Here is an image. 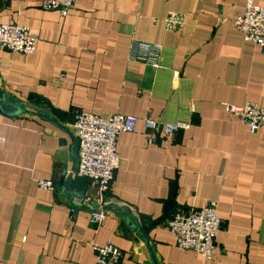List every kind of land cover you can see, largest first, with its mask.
I'll return each mask as SVG.
<instances>
[{
  "label": "crops",
  "instance_id": "0c3cea01",
  "mask_svg": "<svg viewBox=\"0 0 264 264\" xmlns=\"http://www.w3.org/2000/svg\"><path fill=\"white\" fill-rule=\"evenodd\" d=\"M41 3L0 0V24L39 37L32 55L0 49V89L27 110L0 106V264H95L94 247L107 243L122 264H264V126L251 133L222 106L264 108V53L233 27L246 0H76L67 17ZM133 40L162 45L161 68L132 61ZM77 111L139 119L118 137L107 197L133 226L115 211L92 224L95 208L61 192L73 176V190L95 203L94 183L76 175ZM147 119L190 127L150 145ZM210 201L222 227L205 260L178 248L164 222Z\"/></svg>",
  "mask_w": 264,
  "mask_h": 264
},
{
  "label": "built area",
  "instance_id": "2783aa9c",
  "mask_svg": "<svg viewBox=\"0 0 264 264\" xmlns=\"http://www.w3.org/2000/svg\"><path fill=\"white\" fill-rule=\"evenodd\" d=\"M256 0H246L245 12L236 17L233 27L246 42L258 45L264 53V5ZM76 0H42L41 8L45 11H58L67 17L74 8ZM169 21L181 24V19L173 17ZM39 37L27 27L17 24H0V49L22 55H32L37 50ZM163 47L160 44L133 40L130 59L155 69L161 68L160 59ZM226 113L248 125L251 133H257L264 126V108L255 103L242 106L222 103ZM139 119L132 115L114 114L103 117L88 112L77 111L72 124L76 139L79 142L76 175L90 179L95 186V208L90 222L100 225L107 216L103 208L121 165L117 142L122 133H133ZM149 132L148 143H155L156 134L172 140L177 133L189 129L188 123L177 122L161 124L154 120L144 121ZM41 189L55 191L51 180H40ZM217 202L210 201L200 209L178 213L164 222V226L176 236L178 248L193 251L205 260H211L215 251L216 237L222 227V220L217 213ZM76 208L71 207V220L75 218ZM95 264H122L123 254L112 243L103 247H94Z\"/></svg>",
  "mask_w": 264,
  "mask_h": 264
},
{
  "label": "water",
  "instance_id": "95a60500",
  "mask_svg": "<svg viewBox=\"0 0 264 264\" xmlns=\"http://www.w3.org/2000/svg\"><path fill=\"white\" fill-rule=\"evenodd\" d=\"M0 106L2 111L5 114L8 115H14V116H22L24 114L27 113V110L23 109L22 105L18 103V101L14 100L13 98H11L9 95H7L5 92H3L0 89ZM30 108L41 113L42 115H39L42 118H47L48 120H50L53 123H56V119L53 117L52 113L46 109H41L35 105H30ZM79 151V142L77 139H75V146L73 148V152L76 154V152ZM73 182H74V178L73 176H68V178L66 179L64 186L62 188V193L66 196H70L73 198H76L78 200H85L87 205L93 207V208H98V205L94 202H90L89 199L85 196L84 193H79L73 190L72 186H73ZM104 211H115L118 213H124L123 218L124 220L131 226H133L132 221L129 218L130 215V210L128 208H119L115 205H106L103 208ZM140 231L142 233V235H144L143 230L140 228ZM154 264H157L156 259L154 258Z\"/></svg>",
  "mask_w": 264,
  "mask_h": 264
}]
</instances>
